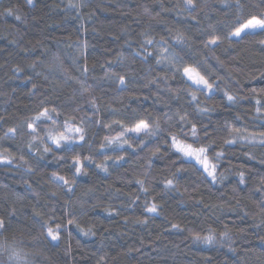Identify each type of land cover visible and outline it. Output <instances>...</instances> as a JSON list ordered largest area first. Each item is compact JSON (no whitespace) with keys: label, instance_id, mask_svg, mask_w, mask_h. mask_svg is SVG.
Wrapping results in <instances>:
<instances>
[{"label":"trees","instance_id":"obj_1","mask_svg":"<svg viewBox=\"0 0 264 264\" xmlns=\"http://www.w3.org/2000/svg\"><path fill=\"white\" fill-rule=\"evenodd\" d=\"M239 2L244 16L264 11V0ZM195 3L188 11L184 0H0V160L11 161L0 163V264H16L13 252L28 264H264V145L225 142L236 135L229 126L264 131L256 112V100L264 103V33L206 46L213 33L227 37L236 0ZM146 37L154 44L144 45ZM160 46L177 66H195L214 82L212 92L192 101L182 72L157 64ZM44 107L56 109L59 126L85 128L77 152L92 157L86 175H75L70 154L44 153L27 134ZM139 119H158L160 131L134 139L133 148H101L122 131L113 121ZM46 126L56 127L42 124L41 134ZM173 134L208 146L215 183L171 149ZM153 203L157 212L145 211ZM46 223L61 225L58 241L45 238ZM209 229L219 243L193 239Z\"/></svg>","mask_w":264,"mask_h":264},{"label":"snow or ice","instance_id":"obj_2","mask_svg":"<svg viewBox=\"0 0 264 264\" xmlns=\"http://www.w3.org/2000/svg\"><path fill=\"white\" fill-rule=\"evenodd\" d=\"M29 5L32 4V0H27ZM185 9L188 11L194 10L197 5L195 0H184ZM70 7H75V5H70ZM236 15L234 21L228 26L229 33L227 37H222L218 34H211L206 42V46L208 45H216L222 39H228L229 42L235 41L239 42L244 39L246 36L255 35L257 33H264V11H261L258 15H249L244 16L242 12V5L239 0H236ZM4 14L7 16L14 15L13 9L11 7L4 10ZM17 20H20L21 17L19 15H15ZM212 27V25H209ZM181 38L177 37V42H180ZM262 45H264V39L260 41ZM154 41L150 38H145L144 45H153ZM167 48L160 46L158 48V56H157V64L166 63L171 66L174 72H182L183 77L186 82H190L188 84L189 95L192 98V101L197 100V93L203 92L205 95L212 92L214 88V82H211L205 75H203L197 67L192 65H185L182 68L177 66L175 62V58L166 55ZM149 56L152 55L151 52L148 53ZM87 69H85V72ZM119 85L121 87H126L125 77H119ZM83 91H88V88L81 84ZM255 92L256 90L253 89ZM225 96L229 102L235 101L236 97L225 92ZM256 112L258 114L264 115V103H262L259 99L256 100ZM94 106V105H93ZM202 112L208 111L206 108L199 109ZM53 112H56L55 108L49 109L44 107L42 110L38 111L31 119L27 122V134L31 136L32 141H39L41 146L43 147L44 153L55 152L56 150H62L65 153L70 154L71 166L75 169V175L79 176L81 174L86 175L85 171L86 165L85 161L88 163H92V157L82 156L81 153L77 152L78 147H82L83 143L86 139V130L84 127L74 125L70 121L65 120L62 126L60 122L56 119L55 116L52 115ZM59 115V113H57ZM180 120L184 121L185 116H180ZM56 125V127H45L43 134L39 131L41 125ZM113 123L118 124L122 131L118 132L115 136H105L106 144H102L101 148L103 149L106 146L115 145L117 147L123 148L127 145L128 148H133V140L139 138L141 136H154L160 131L159 120L149 121L146 119H139L132 126H127L121 120H115ZM105 127H110V125H105ZM229 130L231 133H235L236 135L232 138L226 140L225 142L228 144H233L236 142V139H242L247 141L249 144L259 143L264 145V131L260 132H247V130H242L240 128H233L229 126ZM242 132H247L246 135L242 134ZM9 133H15V129H9ZM9 133L5 134V137L9 136ZM131 133L133 136H129ZM191 135L193 138L198 137L197 129L195 125L191 128ZM170 147L174 150L175 153L184 159L194 160L195 163L203 169V172L207 174L215 183L217 181V164L210 160L208 156L209 148L206 145L197 146L196 139H193L192 142H188L185 138L179 135H171L170 136ZM140 144H143V140L141 139ZM33 147L32 142H29V151H31ZM159 149H157L158 151ZM223 153H217L216 158L219 159ZM23 159V157H21ZM110 159V157L105 158ZM117 160H123V156L117 158ZM0 163H11L10 160H0ZM97 168L101 169V171H107V167L101 164L96 165ZM56 180L63 181L65 185L69 184L68 179L64 176H58L55 172L52 174ZM240 182L244 183L243 173L240 174ZM141 185L142 191H147V188L143 186V181H137ZM173 185V181L167 180L165 183V187H170ZM71 191V188H69ZM158 210L157 205L153 203L150 206H146L145 211L148 213H156ZM73 221L68 220V224H72ZM42 231L45 232V238H50L51 241H58L60 235V224H56L53 228L49 224H44L41 226ZM5 224L2 219H0V229H4ZM173 229L179 230V225L172 224ZM227 234L222 233L221 238H224ZM194 240L203 241L205 243L211 244L213 243L215 237L212 233V230L209 229L207 235L201 236L199 233L193 234ZM11 259L16 261V264H28L27 259H21L20 253L13 252Z\"/></svg>","mask_w":264,"mask_h":264},{"label":"rangeland","instance_id":"obj_3","mask_svg":"<svg viewBox=\"0 0 264 264\" xmlns=\"http://www.w3.org/2000/svg\"><path fill=\"white\" fill-rule=\"evenodd\" d=\"M166 55H170V56H172L173 54H171L170 52H167ZM172 57H173V56H172ZM220 239H221V242L223 243L224 240H223L222 238H220ZM197 242L200 243L199 240H197ZM216 243H219V241H218L216 238L214 239L213 243H211V244H208V243H205V242L201 241V244H202L203 246H209V245L211 246V245H215Z\"/></svg>","mask_w":264,"mask_h":264}]
</instances>
